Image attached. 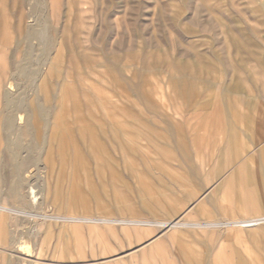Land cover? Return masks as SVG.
<instances>
[{"label": "rangeland", "instance_id": "1", "mask_svg": "<svg viewBox=\"0 0 264 264\" xmlns=\"http://www.w3.org/2000/svg\"><path fill=\"white\" fill-rule=\"evenodd\" d=\"M256 133L264 0H0V248L23 261L264 264V220L231 224L264 213L208 198Z\"/></svg>", "mask_w": 264, "mask_h": 264}, {"label": "crops", "instance_id": "2", "mask_svg": "<svg viewBox=\"0 0 264 264\" xmlns=\"http://www.w3.org/2000/svg\"><path fill=\"white\" fill-rule=\"evenodd\" d=\"M254 140L248 141L245 145L246 148H250L249 153L244 154L236 160V165L232 166L229 170L222 169L223 177L222 180L214 185L211 192L208 195L217 197L215 203V209L217 211H222L224 214L227 213L229 216L233 217L235 213L243 215V217L251 215H259L264 213V137L263 135H258V133L251 136ZM247 146V147H246ZM48 154V153H47ZM225 164V163H224ZM46 168L49 165L45 166ZM32 187L36 194L37 191L33 185H28ZM28 187L25 194L20 193L16 188L12 191L9 196L11 198H27L31 204H35L28 196ZM40 195L42 196V202L46 199V194L49 190L48 178L44 177L40 185ZM260 218V217H259ZM238 222L234 221L231 224L236 227L239 226ZM181 222L179 218L172 219L168 222L157 223L161 228L173 229L176 225H180ZM222 226H228L229 223H220ZM32 232H37L36 226L31 228ZM2 232V226L0 225V233ZM155 242V243H154ZM160 242L157 241V245ZM15 245L17 242H13L11 238L3 241L0 238L1 245ZM156 245V241L151 240L148 245L152 247ZM14 247V246H13ZM144 247L142 245L140 248ZM29 255V254H26ZM21 255H17L12 250H5L0 248V264H52L51 261L44 262L39 259L31 261H23ZM216 264H229L227 261H217ZM237 264H243L239 262Z\"/></svg>", "mask_w": 264, "mask_h": 264}, {"label": "bare ground", "instance_id": "3", "mask_svg": "<svg viewBox=\"0 0 264 264\" xmlns=\"http://www.w3.org/2000/svg\"><path fill=\"white\" fill-rule=\"evenodd\" d=\"M22 115V114H21ZM17 121V120H16ZM19 124H22L21 122ZM23 133V132H22ZM28 196L29 198L32 200V202H37L38 199L40 198V196L38 194H36L35 190L32 187H28ZM264 220V217L258 218V219H253V220H249V221H243V222H239L240 226H252V225H256L259 224L260 222H262Z\"/></svg>", "mask_w": 264, "mask_h": 264}]
</instances>
